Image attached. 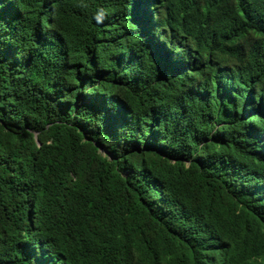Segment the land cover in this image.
<instances>
[{"label":"trees","instance_id":"16d2710c","mask_svg":"<svg viewBox=\"0 0 264 264\" xmlns=\"http://www.w3.org/2000/svg\"><path fill=\"white\" fill-rule=\"evenodd\" d=\"M0 264H264V0H0Z\"/></svg>","mask_w":264,"mask_h":264}]
</instances>
